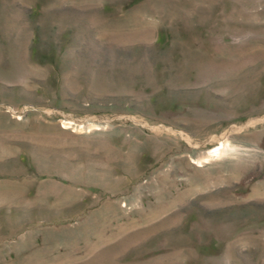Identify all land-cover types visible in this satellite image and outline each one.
Listing matches in <instances>:
<instances>
[{
	"label": "rangeland",
	"instance_id": "1",
	"mask_svg": "<svg viewBox=\"0 0 264 264\" xmlns=\"http://www.w3.org/2000/svg\"><path fill=\"white\" fill-rule=\"evenodd\" d=\"M0 264H264V0H0Z\"/></svg>",
	"mask_w": 264,
	"mask_h": 264
},
{
	"label": "bare ground",
	"instance_id": "2",
	"mask_svg": "<svg viewBox=\"0 0 264 264\" xmlns=\"http://www.w3.org/2000/svg\"><path fill=\"white\" fill-rule=\"evenodd\" d=\"M224 144H226V143H224ZM227 146V145H226ZM228 147H225V146H223V147H221V148H216L214 151H212L211 152V154H209L210 155V157H212V158H216V157H220L223 153H225V152H227L228 151ZM210 159V158H209Z\"/></svg>",
	"mask_w": 264,
	"mask_h": 264
}]
</instances>
